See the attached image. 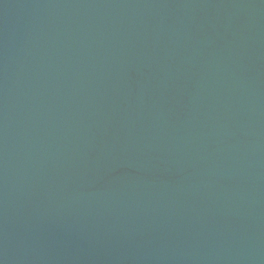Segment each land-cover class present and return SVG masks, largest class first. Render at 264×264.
<instances>
[{"label": "water", "instance_id": "95a60500", "mask_svg": "<svg viewBox=\"0 0 264 264\" xmlns=\"http://www.w3.org/2000/svg\"><path fill=\"white\" fill-rule=\"evenodd\" d=\"M0 264H264V0H0Z\"/></svg>", "mask_w": 264, "mask_h": 264}]
</instances>
